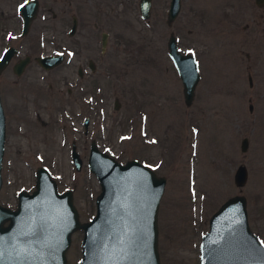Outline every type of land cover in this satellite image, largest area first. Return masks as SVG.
<instances>
[{
    "label": "rangeland",
    "instance_id": "obj_1",
    "mask_svg": "<svg viewBox=\"0 0 264 264\" xmlns=\"http://www.w3.org/2000/svg\"><path fill=\"white\" fill-rule=\"evenodd\" d=\"M22 1L0 2L12 13L0 19V54L13 44L19 50L11 63L31 57L20 75L11 63L0 75L2 205L15 208L17 193L32 191L37 167L45 166L59 191L72 189L80 221L89 220L100 190L87 165L94 140L116 160L136 158L166 178L157 212L160 264H199L210 215L238 193L246 197L251 230L264 242V0H181L171 22L170 0H152L148 18L141 17L139 0H39L21 36ZM73 15L77 27L69 34ZM171 32L197 61L190 105L168 55ZM57 52L64 58L49 70L33 58ZM78 66L86 75L74 83ZM240 163L248 171L242 187L233 181ZM82 235L72 233L67 264L79 263Z\"/></svg>",
    "mask_w": 264,
    "mask_h": 264
},
{
    "label": "water",
    "instance_id": "obj_2",
    "mask_svg": "<svg viewBox=\"0 0 264 264\" xmlns=\"http://www.w3.org/2000/svg\"><path fill=\"white\" fill-rule=\"evenodd\" d=\"M21 5V35H25L37 15L39 1L27 0ZM180 6L181 0L169 1V22L175 19ZM151 7L152 0H139L142 18L150 16ZM75 27L74 19L69 34ZM166 44L182 81L184 103L190 105L200 77L197 61L192 53L179 49L174 33L169 34ZM16 51L13 45L5 49L0 56V72ZM35 60L48 69L60 64L63 54L39 55ZM28 61V56L22 58L15 72L20 73ZM88 125L89 117H85V131ZM4 143L5 116L0 100V187ZM247 144L243 137L240 149L245 151ZM71 159L80 169L82 159L75 144ZM87 165L100 186L95 212L89 220L80 221L72 189L59 192L45 166L37 167L32 191L17 193L15 208L0 203V264H67L66 251L72 233L78 229L83 233L78 264H160L157 212L166 178L136 158L124 163L116 160L99 149L94 140L90 142ZM247 178L246 165L238 164L233 174L235 185L242 187ZM246 205L245 195L234 194L210 215L208 229L200 240L199 264H264V243L249 226Z\"/></svg>",
    "mask_w": 264,
    "mask_h": 264
},
{
    "label": "flooded vegetation",
    "instance_id": "obj_3",
    "mask_svg": "<svg viewBox=\"0 0 264 264\" xmlns=\"http://www.w3.org/2000/svg\"><path fill=\"white\" fill-rule=\"evenodd\" d=\"M23 1H25V0H23ZM22 1V2H23ZM39 1V0H38ZM0 2H1V0H0ZM21 2V3H22ZM21 3H20V5H21ZM20 5H19V7H20ZM19 7H18V9H19ZM37 13H38V11H37ZM19 16H20V19H21V28H22V16H21V14H20V10H19ZM37 16V15H36ZM9 17H12V13H9V12H7V11H5L4 10V8H2L1 7V5H0V19H4V18H9ZM36 18V17H35ZM34 18V19H35ZM34 19L32 20V22L34 21ZM75 19V21H76V27H77V17L75 16V15H73L72 16V18H71V20H72V23H71V26H72V24H73V20ZM32 22H31V25H32ZM31 25H30V27H31ZM71 26H70V28H71ZM76 27H75V30H76ZM21 28H20V35H21ZM29 30H30V28H29ZM70 30V29H69ZM29 32V31H28ZM75 32V31H74ZM69 33V32H68ZM73 34V33H72ZM26 35V34H25ZM25 35H21V36H25ZM103 37H104V35H103ZM10 45H13V44H9V45H7L5 48H4V50L2 51V53L0 54V56L3 54V52L5 51V49L8 47V46H10ZM13 46H15L16 48H17V51H16V53L18 52V47L16 46V45H13ZM16 53L11 57V59H10V61H9V63L5 66V68L0 72V75L3 73V71H5V69L6 68H8L9 67V65H10V63H11V61H12V59H13V57L16 55ZM57 53H59V52H57ZM54 54V53H53ZM25 56H28L29 57V61L27 62V64H25L24 65V67H23V69H22V71L20 72V73H16L15 72V69H14V67H15V65L16 64H18L19 62H20V60L22 59V58H24ZM36 56H38V55H35L33 58H34V60H35V57ZM63 58H64V54H63ZM30 60H31V57H30V55H27V54H24L23 56H21V57H18L13 63H11V70H12V72L14 73V74H17V75H20L24 70H25V67L29 64V62H30ZM36 61V60H35ZM37 62V61H36ZM37 64L41 67V68H43V69H45L44 67H42L38 62H37ZM59 65V64H58ZM58 65H56V66H58ZM56 66H53V67H56ZM52 67V68H53ZM88 67H92V61H89L88 62ZM50 68H48V69H46V70H49ZM75 73H76V80H74V83H78V80L79 79H82L85 75H86V70L83 68V67H81V66H78V67H76V70H75ZM2 89H1V81H0V100H1V105H2V108H3V112H4V116H5V106H4V104H3V97H2ZM85 118V117H84ZM83 121H84V119H83ZM84 127V126H83ZM88 128H89V125H88ZM87 131H88V129H87ZM87 131H85L84 130V133L85 134H87ZM73 144H75L74 142H71V147H72V145Z\"/></svg>",
    "mask_w": 264,
    "mask_h": 264
},
{
    "label": "snow or ice",
    "instance_id": "obj_4",
    "mask_svg": "<svg viewBox=\"0 0 264 264\" xmlns=\"http://www.w3.org/2000/svg\"><path fill=\"white\" fill-rule=\"evenodd\" d=\"M26 2H27V0H26ZM21 7H23V5H21ZM191 51V50H190ZM0 256H2V253H0Z\"/></svg>",
    "mask_w": 264,
    "mask_h": 264
}]
</instances>
